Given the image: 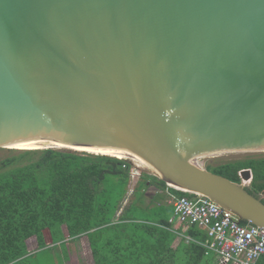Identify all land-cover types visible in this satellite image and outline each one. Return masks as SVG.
Returning <instances> with one entry per match:
<instances>
[{
    "label": "water",
    "instance_id": "obj_1",
    "mask_svg": "<svg viewBox=\"0 0 264 264\" xmlns=\"http://www.w3.org/2000/svg\"><path fill=\"white\" fill-rule=\"evenodd\" d=\"M22 145L125 153L264 228L197 164L264 151V0H0V149Z\"/></svg>",
    "mask_w": 264,
    "mask_h": 264
},
{
    "label": "trees",
    "instance_id": "obj_2",
    "mask_svg": "<svg viewBox=\"0 0 264 264\" xmlns=\"http://www.w3.org/2000/svg\"><path fill=\"white\" fill-rule=\"evenodd\" d=\"M107 155L25 150L0 161V264L28 263L33 255L28 240L35 237L39 248H45L46 232L51 234L52 245L87 236L95 264L220 261L168 230L174 211L167 191L181 197L191 195L169 188L147 172L138 178L129 203L116 218L130 190V165L124 168L127 161ZM206 170L237 184L242 183L241 172L250 170L253 179L248 189L257 196L264 191V157L207 165ZM152 187L156 192L150 197ZM147 199L150 203L144 210L153 219L137 216ZM64 227L69 237L62 235L55 241L57 234H64ZM189 235L199 239L205 236L197 228H190ZM258 264H264V258Z\"/></svg>",
    "mask_w": 264,
    "mask_h": 264
},
{
    "label": "built area",
    "instance_id": "obj_3",
    "mask_svg": "<svg viewBox=\"0 0 264 264\" xmlns=\"http://www.w3.org/2000/svg\"><path fill=\"white\" fill-rule=\"evenodd\" d=\"M115 158L127 161L123 167L130 165L131 179H138L143 173L132 159ZM188 194L191 196L169 194V204L174 211L169 220V231L177 233L181 230L177 235L186 243L202 247L206 255H214L225 264H258L264 258V228L251 223L242 224L235 214L204 195ZM259 198L264 202V191L259 194ZM190 228L202 231L204 238L190 236L187 233Z\"/></svg>",
    "mask_w": 264,
    "mask_h": 264
},
{
    "label": "rangeland",
    "instance_id": "obj_4",
    "mask_svg": "<svg viewBox=\"0 0 264 264\" xmlns=\"http://www.w3.org/2000/svg\"><path fill=\"white\" fill-rule=\"evenodd\" d=\"M57 150H66L62 148H55ZM27 149H0V161L4 160L7 157H11L13 155H16L19 151H25ZM33 150H43V149H33ZM78 151H72V152H78V153H87V154H104V153H98L93 151L87 152H79L82 149H76ZM70 151V150H67ZM110 155V154H109ZM107 155V156H109ZM113 156V154H111ZM250 156H256V157H264V151H257V152H243L238 154H232V155H225V156H218L209 158L206 160H203L201 162H198L197 164L202 167L203 169H206L207 165H211L213 167L218 166L223 163L235 161V160H242L249 158ZM126 158V157H121ZM142 171V170H141ZM144 172V171H143ZM151 175V174H150ZM138 181V179H132L131 181V190L134 187L135 183ZM246 185L249 186V182H246ZM129 191L128 199H130V196L132 194V191ZM156 192L155 188H151L148 191V195L151 197L152 194ZM136 201V200H135ZM145 203L147 200H144ZM145 205H143V211H138L137 216L142 219H153V216L149 213V211L144 210ZM168 212H164V215H166ZM65 234H57L55 237V241L61 238L62 235H65L66 238L69 237V234L67 233L66 228H64ZM45 236V243L46 247L40 249L38 242L35 237L28 240V249H30L31 253L33 254L28 263L25 264H95L93 253L90 247V243L87 236H83L82 238H79L77 240L69 241L67 244L63 243H56L51 244L52 237L51 234L46 232L44 234ZM106 252L108 253L109 250L106 248ZM217 264H221L223 262L217 261ZM225 264V263H223Z\"/></svg>",
    "mask_w": 264,
    "mask_h": 264
},
{
    "label": "bare ground",
    "instance_id": "obj_5",
    "mask_svg": "<svg viewBox=\"0 0 264 264\" xmlns=\"http://www.w3.org/2000/svg\"><path fill=\"white\" fill-rule=\"evenodd\" d=\"M41 148V146H36V145H22V146H17L14 147V149H27V150H33V149H38ZM63 149V148H62ZM88 151H93V152H98V153H104V154H113V156H118V157H126L128 159H131L128 155H126L125 153L119 152H104V151H96V150H88Z\"/></svg>",
    "mask_w": 264,
    "mask_h": 264
},
{
    "label": "crops",
    "instance_id": "obj_6",
    "mask_svg": "<svg viewBox=\"0 0 264 264\" xmlns=\"http://www.w3.org/2000/svg\"><path fill=\"white\" fill-rule=\"evenodd\" d=\"M242 180V179H241ZM252 181V180H251ZM251 181H249V185H250V183H251ZM243 182V181H242ZM246 182V181H245ZM130 188H131V186H130ZM152 188H154V187H152ZM131 190V189H130ZM129 190V191H130ZM132 192H133V188H132V190H131ZM167 193L168 194H170L168 191H167ZM129 194V193H128ZM130 194H132V193H130ZM128 196V195H127ZM169 202V201H168ZM129 203V199H128V197L125 199V201L122 203V205H121V210L119 211V213L117 214V216H116V218H118L119 216H120V214H121V212H122V210L125 208V206L127 205ZM149 203H150V201L147 199V202L145 203V206H147V205H149ZM65 228V227H64ZM64 228H63V230H64ZM175 229H177V228H175ZM190 230V229H189ZM189 230H188V234H189ZM181 230H178L177 231V233H179ZM170 232H172L173 234H177V233H175V232H173V231H170ZM64 234H65V232H64Z\"/></svg>",
    "mask_w": 264,
    "mask_h": 264
},
{
    "label": "flooded vegetation",
    "instance_id": "obj_7",
    "mask_svg": "<svg viewBox=\"0 0 264 264\" xmlns=\"http://www.w3.org/2000/svg\"><path fill=\"white\" fill-rule=\"evenodd\" d=\"M247 186V185H246ZM248 187V186H247Z\"/></svg>",
    "mask_w": 264,
    "mask_h": 264
}]
</instances>
